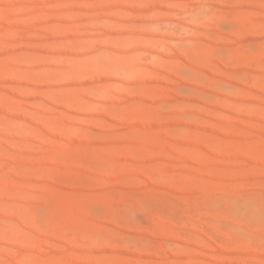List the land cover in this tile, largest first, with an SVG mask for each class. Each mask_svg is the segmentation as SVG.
<instances>
[{
	"label": "rangeland",
	"instance_id": "374dc122",
	"mask_svg": "<svg viewBox=\"0 0 264 264\" xmlns=\"http://www.w3.org/2000/svg\"><path fill=\"white\" fill-rule=\"evenodd\" d=\"M0 264H264V0H0Z\"/></svg>",
	"mask_w": 264,
	"mask_h": 264
}]
</instances>
